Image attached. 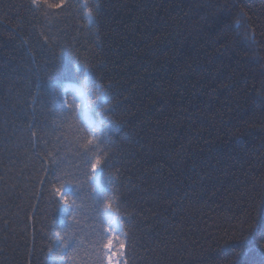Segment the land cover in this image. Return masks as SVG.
Returning <instances> with one entry per match:
<instances>
[{"label": "trees", "instance_id": "trees-1", "mask_svg": "<svg viewBox=\"0 0 264 264\" xmlns=\"http://www.w3.org/2000/svg\"><path fill=\"white\" fill-rule=\"evenodd\" d=\"M262 86L264 0H0V264H264Z\"/></svg>", "mask_w": 264, "mask_h": 264}, {"label": "snow or ice", "instance_id": "snow-or-ice-1", "mask_svg": "<svg viewBox=\"0 0 264 264\" xmlns=\"http://www.w3.org/2000/svg\"><path fill=\"white\" fill-rule=\"evenodd\" d=\"M67 4V0H59L58 3H49L48 0H44V5H46L49 9H55L57 11L63 10L65 5ZM91 14V13H89ZM262 93H264V86H262ZM264 98V95H262ZM93 103H95L93 101ZM68 106L67 104L65 105ZM77 108L80 105H76ZM94 140H95V133L93 132L87 137L85 144L83 147L85 149H89L94 147ZM33 145H36L35 141H32ZM53 165L56 164V161H52ZM105 164V160L101 158H96L94 161L90 163V172L91 176H88L89 180H96L97 173H99ZM64 184L68 185V188L73 189L71 193L64 191ZM64 184H61L59 187H53L52 192L54 193V201H55V208H59L61 206L67 207L70 200L76 194L74 190V186L72 182L64 181ZM103 210L105 213L112 210V204L105 200L103 203ZM106 232L109 233L107 237H102L100 242V247L103 249L101 253L98 254V264H121V260L124 259L126 255V251L128 245L131 243V239L129 238L128 241H119V238L112 234V229L106 228ZM64 246H67L66 244ZM125 264L127 262L125 261Z\"/></svg>", "mask_w": 264, "mask_h": 264}, {"label": "rangeland", "instance_id": "rangeland-1", "mask_svg": "<svg viewBox=\"0 0 264 264\" xmlns=\"http://www.w3.org/2000/svg\"><path fill=\"white\" fill-rule=\"evenodd\" d=\"M85 81H83L82 85L78 84H66L62 91V99L64 101V105L67 104L68 99L72 100L76 105H80L79 108H77L78 115L81 118V120L85 123L87 126L88 131L90 134L93 132L96 133L100 130L99 122H96L93 119L92 112L96 111L100 105V103L103 101V94L100 91L97 92H86L84 89ZM93 101L95 103H93ZM98 176V173H97ZM98 179H96V184H98ZM65 192H68V190H64ZM68 215V207L62 206V217L65 218ZM108 217V228L112 229V234L117 236L120 240V237L122 235L121 233V224L120 221L115 219L111 213H107ZM121 264H123V260H121Z\"/></svg>", "mask_w": 264, "mask_h": 264}]
</instances>
